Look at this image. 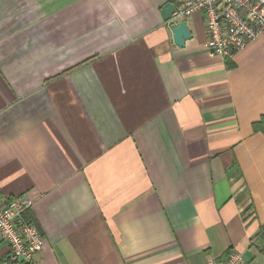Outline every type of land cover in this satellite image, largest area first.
<instances>
[{"label":"crops","instance_id":"1","mask_svg":"<svg viewBox=\"0 0 264 264\" xmlns=\"http://www.w3.org/2000/svg\"><path fill=\"white\" fill-rule=\"evenodd\" d=\"M168 1L0 0V204L31 202L30 264H264V32L212 57L197 13L180 48Z\"/></svg>","mask_w":264,"mask_h":264},{"label":"built area","instance_id":"2","mask_svg":"<svg viewBox=\"0 0 264 264\" xmlns=\"http://www.w3.org/2000/svg\"><path fill=\"white\" fill-rule=\"evenodd\" d=\"M168 24L200 13L204 16L205 48L212 57L231 59L264 32V0H175ZM31 202L23 195L0 204V239L7 245V263L33 262L44 246L37 227L25 218ZM22 260V261H20ZM218 264H245L230 252Z\"/></svg>","mask_w":264,"mask_h":264},{"label":"water","instance_id":"3","mask_svg":"<svg viewBox=\"0 0 264 264\" xmlns=\"http://www.w3.org/2000/svg\"><path fill=\"white\" fill-rule=\"evenodd\" d=\"M175 9V5L168 1L161 10L163 20L165 22H168L171 15L173 14V11ZM171 31L173 33V42L176 46L183 48L185 45V41L191 38V34L187 28L186 22L181 21L177 23L176 25H171ZM22 261V260H20Z\"/></svg>","mask_w":264,"mask_h":264},{"label":"trees","instance_id":"4","mask_svg":"<svg viewBox=\"0 0 264 264\" xmlns=\"http://www.w3.org/2000/svg\"><path fill=\"white\" fill-rule=\"evenodd\" d=\"M253 129L256 132L260 131L264 133V122L254 124ZM13 264H18V263H13Z\"/></svg>","mask_w":264,"mask_h":264},{"label":"rangeland","instance_id":"5","mask_svg":"<svg viewBox=\"0 0 264 264\" xmlns=\"http://www.w3.org/2000/svg\"><path fill=\"white\" fill-rule=\"evenodd\" d=\"M222 260H223V259H222ZM222 260H221V261H222Z\"/></svg>","mask_w":264,"mask_h":264}]
</instances>
